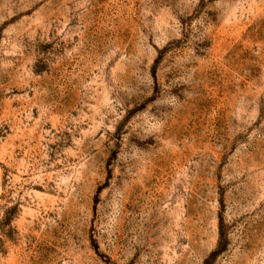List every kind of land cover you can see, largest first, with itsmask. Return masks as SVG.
Here are the masks:
<instances>
[{
    "label": "rangeland",
    "instance_id": "374dc122",
    "mask_svg": "<svg viewBox=\"0 0 264 264\" xmlns=\"http://www.w3.org/2000/svg\"><path fill=\"white\" fill-rule=\"evenodd\" d=\"M0 264H264V0H0Z\"/></svg>",
    "mask_w": 264,
    "mask_h": 264
}]
</instances>
